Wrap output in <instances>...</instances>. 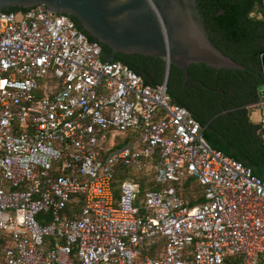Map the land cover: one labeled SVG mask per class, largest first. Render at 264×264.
<instances>
[{"label":"built area","instance_id":"built-area-1","mask_svg":"<svg viewBox=\"0 0 264 264\" xmlns=\"http://www.w3.org/2000/svg\"><path fill=\"white\" fill-rule=\"evenodd\" d=\"M103 56L68 15L0 12V264H264V175ZM120 167L160 189L116 197Z\"/></svg>","mask_w":264,"mask_h":264},{"label":"water","instance_id":"water-1","mask_svg":"<svg viewBox=\"0 0 264 264\" xmlns=\"http://www.w3.org/2000/svg\"><path fill=\"white\" fill-rule=\"evenodd\" d=\"M38 6L75 19L84 32L112 51L107 62L115 61L119 53L162 60L167 86L172 66L183 71L186 86L193 65H205L218 73L246 69L215 46L198 0H0V12ZM260 64L263 83L258 87V96L262 98L264 55Z\"/></svg>","mask_w":264,"mask_h":264},{"label":"trees","instance_id":"trees-1","mask_svg":"<svg viewBox=\"0 0 264 264\" xmlns=\"http://www.w3.org/2000/svg\"><path fill=\"white\" fill-rule=\"evenodd\" d=\"M198 6L204 18V23L208 30L211 40L216 47L221 49L225 55L231 57L237 63L247 67L259 66V61L264 55V6L263 0H198ZM7 12L26 11L24 9L12 8L5 10ZM78 23L75 19H73ZM81 31L84 30L77 24ZM91 41H96L89 34L84 32ZM103 47V59L107 60L111 56V50ZM115 61L127 65L129 68L145 78L147 84L153 86L162 85L166 76V64L154 57H145L143 55H124L116 54ZM190 82L197 80L203 82L212 88L218 87V83L222 78H236L235 76L241 71L221 70L219 73L205 65H193L190 70ZM168 92L172 98L180 105L188 108L191 112L189 104L178 98V94L184 93L183 87V71L176 66H172L169 78ZM241 105V104H237ZM211 119L208 116L204 120L198 119L204 127ZM204 136L209 144L215 149H221L216 142V137L210 131V128L204 131ZM132 177L142 186V195L149 189L157 190L159 186L153 181L154 176L149 174H137L123 167L117 169L115 184L116 197H119V186L126 178ZM171 186H175L171 184ZM182 192L184 195L192 194L200 195L199 202H203V188L195 182H187L183 185ZM234 263L241 262V258H233Z\"/></svg>","mask_w":264,"mask_h":264},{"label":"crops","instance_id":"crops-1","mask_svg":"<svg viewBox=\"0 0 264 264\" xmlns=\"http://www.w3.org/2000/svg\"><path fill=\"white\" fill-rule=\"evenodd\" d=\"M245 67V70L235 75L237 76L236 78L232 79L228 76L225 79L237 83L242 89L249 90L251 97L247 100L238 101L235 100V97L233 98L234 95L231 97V89L221 86L220 83H218V87L216 88L209 87V92L215 96L213 100L217 102V108L208 114V116H211V119L206 127L202 125L204 128L203 134L213 119H220L225 125L232 126L233 134L227 139L222 140L216 137L215 140L221 148L216 150L223 152L226 156L242 162L245 165L253 167L257 174L264 175V139L259 132L262 113L257 105L261 100L258 96V87L263 83L261 64L255 67ZM199 84L204 83L201 82ZM234 89L236 90V88ZM195 105L198 107L199 104L195 103ZM189 106L192 112L189 111L197 120H204L208 117L199 116L198 109L192 105ZM255 109H258L260 113V119L258 121L252 119V112ZM127 141L128 138L119 139L120 145L127 143Z\"/></svg>","mask_w":264,"mask_h":264},{"label":"flooded vegetation","instance_id":"flooded-vegetation-1","mask_svg":"<svg viewBox=\"0 0 264 264\" xmlns=\"http://www.w3.org/2000/svg\"><path fill=\"white\" fill-rule=\"evenodd\" d=\"M194 83L195 85H193ZM199 83L201 82L197 80H193L191 82L189 80L187 86L184 85L183 83L185 92L178 94L179 96L178 98L188 103L189 105L194 106V108L198 109L199 116L205 117V116H208L209 113L215 111V109L217 108V102L213 100V98H215L214 94L209 92L210 86L205 85V84H199ZM219 83L221 86L227 89H231L230 95L231 97L232 95H234L233 98L235 97L236 98L235 100H238V101L247 100L251 97L249 95L250 93L249 90L240 88V86L237 83L231 80L222 78ZM234 88H236V90ZM243 92L245 93L243 94ZM195 103L199 104L198 107L195 105Z\"/></svg>","mask_w":264,"mask_h":264},{"label":"rangeland","instance_id":"rangeland-1","mask_svg":"<svg viewBox=\"0 0 264 264\" xmlns=\"http://www.w3.org/2000/svg\"><path fill=\"white\" fill-rule=\"evenodd\" d=\"M252 119L256 121L260 119V113L258 109L253 110ZM213 120L210 122L209 128L215 137L225 140L233 134L232 126L225 125L220 119Z\"/></svg>","mask_w":264,"mask_h":264}]
</instances>
